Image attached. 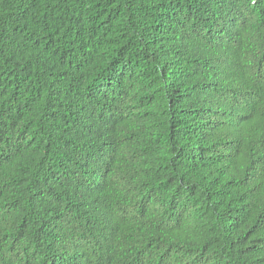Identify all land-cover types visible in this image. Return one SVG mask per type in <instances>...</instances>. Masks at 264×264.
Listing matches in <instances>:
<instances>
[{
    "label": "trees",
    "instance_id": "obj_1",
    "mask_svg": "<svg viewBox=\"0 0 264 264\" xmlns=\"http://www.w3.org/2000/svg\"><path fill=\"white\" fill-rule=\"evenodd\" d=\"M0 264H264V0H0Z\"/></svg>",
    "mask_w": 264,
    "mask_h": 264
}]
</instances>
